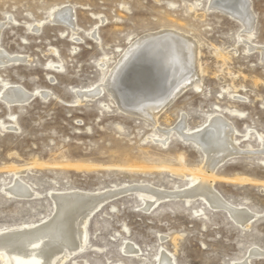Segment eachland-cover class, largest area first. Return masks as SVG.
I'll return each mask as SVG.
<instances>
[{"label": "rangeland", "instance_id": "1", "mask_svg": "<svg viewBox=\"0 0 264 264\" xmlns=\"http://www.w3.org/2000/svg\"><path fill=\"white\" fill-rule=\"evenodd\" d=\"M208 2L0 0V48L26 62L0 65V81L49 94L46 99L36 94L24 105L7 106L0 99V229L38 223L50 215L51 198L59 192L133 183L167 191L187 187L171 169L184 168L181 172L190 175L189 170L201 167L199 148L174 131L163 145L150 122L119 111L107 93L82 103L74 95L76 88L102 82L128 42L147 32L179 30L199 47L200 82L159 115V127L171 129L184 116L193 130L219 113L236 130L241 149H259L255 134L264 138V62L257 50H246L239 23L208 11ZM250 3L255 19L250 43L264 45V0ZM63 5L72 8L75 33L50 21ZM95 27L98 41L89 36ZM104 57L110 61L101 70ZM12 169H24L19 178L35 197L6 194L14 180ZM216 176L212 185L226 202L256 215L248 227L200 199L163 201L144 211L138 196L126 193L90 216L84 247L64 264H155L160 250L171 254L175 264H238L245 258L249 264H264V256L248 258L253 248L264 254V155L231 158ZM124 243L136 255L125 252Z\"/></svg>", "mask_w": 264, "mask_h": 264}, {"label": "bare ground", "instance_id": "2", "mask_svg": "<svg viewBox=\"0 0 264 264\" xmlns=\"http://www.w3.org/2000/svg\"><path fill=\"white\" fill-rule=\"evenodd\" d=\"M206 9L220 11L238 22L245 34L243 43L246 50L249 53L257 50L261 61L264 62V45L250 43L255 24L250 0H209ZM50 21L61 23L73 33L77 31L69 5L57 7L51 13ZM39 25L33 28L37 29ZM1 28L2 25L0 32ZM95 30L96 27L90 30L89 36L98 41ZM198 48V43L193 38L179 30L167 28L147 32L128 42V46L121 51L116 62L109 67L102 82L90 88L74 89L77 103L93 101L107 93L119 111L150 122L159 131V141L163 145L170 131H174L183 141L199 148L204 158L201 167L194 171L189 170L190 175L181 172L184 168L171 169L173 176L187 181V187L183 190L167 191L146 183H133L113 186L103 191L70 190L49 195L52 196L53 202L49 216L38 223L0 229V264H64L84 247L87 239L86 224L90 216L111 199L126 193L138 196L144 211H150L163 201L183 200L188 204L192 200L200 199L211 209L225 211L241 228L249 226L256 215L245 208L235 207L226 202L214 189L212 182L217 178L216 172L219 168L231 158L247 154L264 155L262 135L255 134L259 149L247 151L241 149L235 141L236 130L231 122L219 113L208 115L204 124L193 130L185 125L184 116H181L171 129H162L157 123L159 115L170 105L171 100L188 87H196L199 84L201 70L197 61ZM109 61V57L101 59L98 63L99 68L104 70ZM19 62L26 63L24 58L7 54L0 48L1 66L10 63L21 64ZM0 83V99L6 105L27 103V100L36 94L43 97L49 95L40 90L27 91L19 84L4 81ZM0 125L4 127V123L0 122ZM12 170L14 180L5 189L6 194L25 200L35 197L37 193L19 178V175L25 172L24 169ZM130 245L125 244L123 250L136 255V251ZM252 256L262 257L264 254L253 248L248 258ZM155 264L175 262L171 254L160 250ZM238 264H249V261L245 258Z\"/></svg>", "mask_w": 264, "mask_h": 264}, {"label": "water", "instance_id": "3", "mask_svg": "<svg viewBox=\"0 0 264 264\" xmlns=\"http://www.w3.org/2000/svg\"><path fill=\"white\" fill-rule=\"evenodd\" d=\"M55 23V22H54ZM57 24H59V23H57ZM74 95H75V93H74ZM35 96H31L28 100H27V103L29 102V101H31L33 98H34ZM43 99H46V98H48V97H43V96H41ZM176 98L177 97H175V99H173V100H171L170 101V104L172 103V102H174V100H176ZM24 104H26L25 102H23V103H11V104H9V105H7V106H13V105H24ZM169 106V105H168ZM234 223V222H233ZM235 224V223H234ZM237 225V224H236ZM239 226V225H238ZM79 253V252H78ZM76 255V254H75ZM252 257H255V256H252ZM251 257V258H252Z\"/></svg>", "mask_w": 264, "mask_h": 264}]
</instances>
